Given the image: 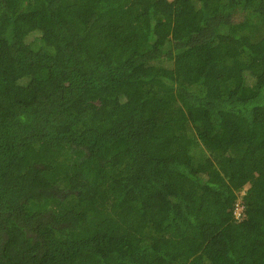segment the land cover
<instances>
[{
    "label": "trees",
    "instance_id": "trees-1",
    "mask_svg": "<svg viewBox=\"0 0 264 264\" xmlns=\"http://www.w3.org/2000/svg\"><path fill=\"white\" fill-rule=\"evenodd\" d=\"M0 264H264V0H0Z\"/></svg>",
    "mask_w": 264,
    "mask_h": 264
},
{
    "label": "built area",
    "instance_id": "built-area-1",
    "mask_svg": "<svg viewBox=\"0 0 264 264\" xmlns=\"http://www.w3.org/2000/svg\"><path fill=\"white\" fill-rule=\"evenodd\" d=\"M233 216L236 220H240L244 217V206L241 202H236L233 208Z\"/></svg>",
    "mask_w": 264,
    "mask_h": 264
},
{
    "label": "clouds",
    "instance_id": "clouds-1",
    "mask_svg": "<svg viewBox=\"0 0 264 264\" xmlns=\"http://www.w3.org/2000/svg\"><path fill=\"white\" fill-rule=\"evenodd\" d=\"M246 189H244L242 192H240V194L238 195V200H237V202H241V197H242V195L244 194V191H245Z\"/></svg>",
    "mask_w": 264,
    "mask_h": 264
},
{
    "label": "rangeland",
    "instance_id": "rangeland-1",
    "mask_svg": "<svg viewBox=\"0 0 264 264\" xmlns=\"http://www.w3.org/2000/svg\"><path fill=\"white\" fill-rule=\"evenodd\" d=\"M247 188V187H246Z\"/></svg>",
    "mask_w": 264,
    "mask_h": 264
}]
</instances>
